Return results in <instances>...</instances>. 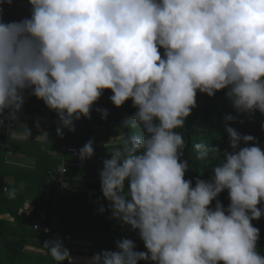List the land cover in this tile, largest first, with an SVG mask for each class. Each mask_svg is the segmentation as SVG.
I'll return each mask as SVG.
<instances>
[{
    "label": "clouds",
    "instance_id": "1",
    "mask_svg": "<svg viewBox=\"0 0 264 264\" xmlns=\"http://www.w3.org/2000/svg\"><path fill=\"white\" fill-rule=\"evenodd\" d=\"M28 3L31 15L20 21L4 22L0 7V116L17 119L30 91L57 114L63 138V129L74 132L75 121L91 119L105 90L115 107L131 100L137 109L122 126L139 131L108 152L99 178L111 218L137 232L146 251L124 238L88 264H264L252 224L264 215V150L226 115L232 151L221 158L219 148L193 144L197 159L219 157L211 179L196 178L193 187L177 131L197 92L211 98L227 90L237 114L264 115V0ZM99 111L106 119L107 110ZM94 154L89 140L79 159ZM225 190L226 209L218 199ZM45 246L57 264H71L62 241Z\"/></svg>",
    "mask_w": 264,
    "mask_h": 264
},
{
    "label": "crops",
    "instance_id": "2",
    "mask_svg": "<svg viewBox=\"0 0 264 264\" xmlns=\"http://www.w3.org/2000/svg\"><path fill=\"white\" fill-rule=\"evenodd\" d=\"M42 104L44 103L40 104L43 109H39L40 107L35 108L25 100L22 110L17 113V119H8L9 124L13 123L12 126L0 123L3 126L0 127L1 135H5L2 132L4 130L18 140L16 149L19 152L16 150L11 155L12 163L29 170L19 181L12 176L6 178L3 183V187L8 189L9 193L21 199L18 216L17 214L11 216L9 213L0 215V219L8 223L5 226L0 224V259L3 254L8 253L12 259L4 264H52L49 249L45 246L50 241V230L43 228L37 221L33 222V212L35 210V214H38L37 219L46 213V209L37 210L35 207L40 208L48 204V199L53 194L51 231L58 230L66 238L71 264H88L94 253L104 250L115 251L116 241L124 239L122 232L129 228L111 218L108 202L101 193L99 171L103 168V160L110 158L109 154L103 153L97 161L95 153L96 149L124 143V137L110 135L106 125L101 127V129L104 127L105 133L99 130L95 118L100 112L94 111L93 106L90 114L95 123L91 119L81 118L75 121L74 132L63 129V138H60L56 133L59 126L57 114L53 112V119L57 117L55 121L51 112ZM90 130L91 134L95 135L94 139L87 134ZM89 140L94 142L95 154L91 159L82 162L79 159V150ZM67 148H75L77 152L68 153L65 151ZM40 153L43 165L38 166L37 154ZM64 158L79 163L80 166L78 169L73 166L75 168L66 176L68 189L63 195L56 181H53L58 186L55 190L49 183L50 179L53 180V175L50 176L52 167L50 168L48 162L51 161V164L56 162L57 165L64 161ZM44 171L49 172L48 181ZM15 204L18 206V201ZM101 206L105 208L103 214L99 212ZM34 225L39 228L34 229ZM6 246L10 248L9 251L6 250ZM137 251H140L139 246ZM66 264L69 262L66 261Z\"/></svg>",
    "mask_w": 264,
    "mask_h": 264
},
{
    "label": "trees",
    "instance_id": "3",
    "mask_svg": "<svg viewBox=\"0 0 264 264\" xmlns=\"http://www.w3.org/2000/svg\"><path fill=\"white\" fill-rule=\"evenodd\" d=\"M0 7H2L3 9L2 19L4 22L20 21L21 19L30 17L31 15V6L28 3V0H13V4L11 6H8L7 4H0ZM163 51H164L163 49H160L162 57H163ZM226 91L227 90H221L211 98L208 97L206 94L197 92L196 107L192 110L190 117L186 119L184 128L177 130L182 134L186 144V148L184 149V155L182 159L186 160L190 166L189 171L185 175V179H191L193 182V187L195 186L196 178H201L205 180L211 179L213 174L212 169L219 162V157L213 158L211 155L207 160L197 159V153L192 147L193 144L197 142H204L209 144L210 147H217L220 150L221 158H223L222 153L224 151H229V152L232 151L229 143V137L224 127V117L226 115H233L236 118L235 122H231L229 126L237 129V131L240 132L241 134L252 135L253 137H255L259 146L262 148V150H264V128H262V125H264V115H262L259 111H256L254 115L251 116L247 114H237V112L232 106L230 99L225 94ZM103 94L112 95L110 90H105ZM25 100L27 102L29 101V105H33V106L34 104H41L43 102L35 98V96L31 95L30 91L25 92ZM42 105L45 109L51 112L53 119V111L49 110L45 106V104ZM101 109H105V110L108 109L107 110L108 114L110 115L113 114L114 116V117L112 116L113 119L111 120V122L109 121L108 127L110 126L119 127L121 130L120 132L116 131L115 133H109L110 135L119 137L122 134H124L126 140L133 132L139 131L134 129H125L122 126V122L126 119H130L132 115L135 113V111H137V109L132 106L131 100L125 102V104L119 108L115 107L112 104V102L104 105L96 102V104L94 105V111L100 112L99 110ZM56 118L53 120L56 121ZM117 119H119L120 121ZM91 120L95 123V119L91 118ZM87 134H89L90 137L94 139L95 135L91 134V130ZM17 143L18 140L16 138L9 135L0 134V215L3 213H9L11 216L12 214L13 215L17 214L18 207L20 205L19 199H21L18 198L16 195H10V193L7 191L8 189L4 191L3 183L5 179L14 176L16 178V181H19L20 178L22 177L24 178L25 175L29 172V170L25 169L24 167H19L18 165L12 163L11 155L14 154L16 150L17 152H19L18 149H16ZM123 146L124 143L110 148L96 149L95 153H97V161L100 160L101 155L103 153H108L117 149H122ZM243 146L244 145L241 144V147ZM20 152L23 153L22 150H20ZM37 155H38L37 165L38 166L43 165L42 160L39 157L40 155H42V153ZM64 162L69 168L66 176L73 168L77 167L78 169L80 166L79 163H77V166L75 167L69 165L74 162L68 161L65 158H64ZM48 163L50 168L52 167V171L50 173V176H52L51 174L53 172V169L58 164L55 165L56 162H53V164H51V161H49ZM45 173H46L45 174L46 181H48L50 178L48 177L49 172H45ZM53 181L55 180L50 179L49 183L51 184L53 190H55L58 186ZM52 196L53 194L50 195V198L48 199L47 202L48 204H46L45 206L40 208L35 207V209L37 210L46 209V213L40 216L39 218L40 220L37 219L38 214H35V210L33 212V222L36 221L39 222V225H41L45 229L46 228L49 229L50 231L52 229L50 222L53 217L52 209L54 205V199H52L53 198ZM218 199L220 200V202L222 203L225 209L229 206L230 201L228 198L227 190L223 191L218 197ZM16 201H18V206L17 204H15ZM214 206H215V201H213L211 207ZM259 207H264V202L258 205V208ZM0 224L5 226L8 223L5 222L4 219H0ZM252 224L260 231V238L257 244V251L262 256H264V215H262L259 221H252ZM124 230L123 232L121 231L124 235V238L133 240L136 244V250H137V246H139L140 251H146V249L144 248L143 241L140 240L137 232L133 231L130 227L129 228L127 227ZM4 244H8V243L4 242ZM5 248L7 251L10 250V248L7 246ZM116 250L117 249L115 248V251ZM7 254H3L2 258L0 259V264H4L7 263V261L9 262L11 261L10 255ZM141 264H143V262H141Z\"/></svg>",
    "mask_w": 264,
    "mask_h": 264
},
{
    "label": "built area",
    "instance_id": "4",
    "mask_svg": "<svg viewBox=\"0 0 264 264\" xmlns=\"http://www.w3.org/2000/svg\"><path fill=\"white\" fill-rule=\"evenodd\" d=\"M66 152L68 153H76L77 149L75 148H67L65 149ZM71 166H77V163H72L69 164ZM68 166L66 165V163L62 160L54 169L52 172L53 175V179L57 182V184L59 185L60 191L61 193L64 195L68 189V185L66 183V174L68 172ZM4 191H6V188H4ZM34 229H38L39 227L37 225H34L33 227ZM50 234V241L53 240H60L62 241L64 247L66 248L67 246V240L65 237H63L61 235V233L58 230H52L49 232ZM51 260H52V264H57V261H55L53 259V257L50 255Z\"/></svg>",
    "mask_w": 264,
    "mask_h": 264
},
{
    "label": "rangeland",
    "instance_id": "5",
    "mask_svg": "<svg viewBox=\"0 0 264 264\" xmlns=\"http://www.w3.org/2000/svg\"><path fill=\"white\" fill-rule=\"evenodd\" d=\"M110 97H111V95H109V94H102L101 95V97H100V99L97 101L98 103H101V104H109L110 102H111V100H110ZM33 106V105H32ZM33 107H35V108H38V107H40L39 109H43L42 108V106L39 104H34V106ZM108 110V109H107ZM113 114L112 115H110V114H108L107 115V118L106 119H104V118H102V116H101V114H98V115H96V120H97V125L99 126V130H101L103 133H105V130H104V127H103V129H101V127H102V125H106V126H108L109 125V121L111 122V120L113 119ZM1 117H3L5 120H4V122H2L3 124H5L6 126L9 124L8 123V112H7V114L5 113V114H3ZM9 120H11V119H9ZM117 120H119V119H117ZM120 121V120H119ZM11 122V121H10ZM11 125L13 124L12 122L10 123ZM0 127H3L2 125H0ZM108 128V133H115L116 131H118V132H120L121 130H120V128L119 127H114V126H110V127H107ZM2 132L5 134V135H8L7 133V131H4V130H2ZM11 135V134H10ZM121 135V134H120ZM124 137V134H122L121 135V137ZM115 137H117V136H115ZM120 137V136H119ZM114 140H117V141H119V139H114ZM116 141V142H117ZM125 141V137H124V139H123V142ZM108 204V203H107ZM109 206V205H108Z\"/></svg>",
    "mask_w": 264,
    "mask_h": 264
},
{
    "label": "water",
    "instance_id": "6",
    "mask_svg": "<svg viewBox=\"0 0 264 264\" xmlns=\"http://www.w3.org/2000/svg\"><path fill=\"white\" fill-rule=\"evenodd\" d=\"M0 120L3 121L4 119L0 117ZM40 228H42V227H40Z\"/></svg>",
    "mask_w": 264,
    "mask_h": 264
}]
</instances>
